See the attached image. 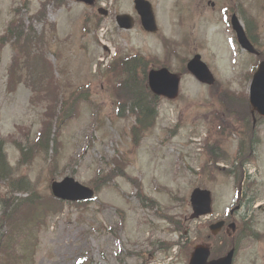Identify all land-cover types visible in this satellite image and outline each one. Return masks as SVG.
<instances>
[{
	"label": "rangeland",
	"instance_id": "obj_1",
	"mask_svg": "<svg viewBox=\"0 0 264 264\" xmlns=\"http://www.w3.org/2000/svg\"><path fill=\"white\" fill-rule=\"evenodd\" d=\"M44 1L26 0L28 5L14 13L22 0H0V35L17 18L23 30L32 25L42 35L35 43L36 54L21 55L14 70L9 68L19 52L10 43L0 46V138L6 140L7 161L15 177L26 176L41 194L51 193L53 179L70 176L93 186L98 170L103 169L105 178L111 168L115 171L91 202L65 203L52 213L34 235L35 246L24 253L25 259L17 256L19 264H144L141 256L149 264H187L194 244L215 245L217 238L208 237L209 225L227 219L238 203L226 166L247 136L246 145L250 138H259L256 156L246 168L247 174L252 172L256 200L234 211V221L238 233L240 217L248 211L246 221L261 236L241 242L233 264H264V119L257 120L251 135L252 128L221 103L224 96L248 95L251 68L258 60L237 43L229 16L238 15L264 56V0H148L158 25L155 33L142 28L133 0L49 3L46 22L32 19ZM100 7L106 14L98 13ZM119 14L133 16V27L120 28L115 18ZM131 54L145 57L148 68L165 65L181 74L178 97L159 99L153 125L140 131L138 140L131 133L135 117L116 116L114 106L115 76L120 74L115 63ZM194 54L213 74L214 88L186 70ZM42 88L57 95L54 113L66 98L75 116L57 137L55 130L56 153L50 148L18 165L13 139L36 140L50 101ZM85 90L87 99L80 95ZM117 165L124 175H118ZM196 187L210 190L213 203L210 215L193 220L189 196ZM138 190L147 198L145 204ZM5 191L0 188V196ZM149 199L154 203L147 204ZM165 242L179 244L167 251L156 248Z\"/></svg>",
	"mask_w": 264,
	"mask_h": 264
},
{
	"label": "trees",
	"instance_id": "obj_2",
	"mask_svg": "<svg viewBox=\"0 0 264 264\" xmlns=\"http://www.w3.org/2000/svg\"><path fill=\"white\" fill-rule=\"evenodd\" d=\"M64 2L65 0H45L40 4L42 8L32 16V19L46 22V4L51 3L53 6H58ZM26 4V0H22V7L26 6ZM51 25L53 26V24ZM247 34L249 38L253 40L248 30ZM41 37L42 35H36V29L32 25L23 30L21 18H17L16 21L12 20L8 23L4 34L0 36V46L4 43H10L13 51H18L20 54L19 57L15 56L13 58L9 70L18 68V58L20 59L22 56L23 58L31 57L36 54L35 43H39L38 40ZM259 58H263V56ZM115 67H117L120 72L119 75L115 74L117 79L116 86L114 87L115 114L118 117H128L126 113H129V115L135 117V124L131 128V133L133 139L138 140L140 131L144 132L153 125L159 101V98L154 96L147 87L146 73L148 62L145 57L136 54L117 61ZM115 71L116 70L113 69L112 72ZM49 82V78L44 81V83ZM38 90L40 89L38 88ZM43 91H45L44 98H49L50 101H48V106L46 107L44 119L42 121V128L36 140L30 141L27 136L26 140L13 139V144L19 152L18 165L30 162L38 154L47 153L50 148L56 153L59 145L56 138L57 135H59L61 128L75 116L71 99H63L64 101H61L58 112L54 113L55 105L53 101L57 95L51 90L46 91V89H43ZM86 93L85 90V95H83L82 91L80 93L81 97L87 99ZM78 97L80 96L78 95L77 98ZM238 97L239 96L236 98H234V96H224V98L221 99V103L224 106L226 104L228 107L230 106L232 112L234 109V111L237 112L236 118L242 121L250 130L251 128L249 125H251V118L247 98L246 96L243 98ZM55 130H57L56 137L54 136ZM255 140L258 141V139ZM5 142V139L0 138V188L3 187L6 189L5 193L0 196V264H19L17 256L22 255V259H25L24 253H27L35 246L36 237H34V235H37L36 233L39 232V228L45 224L48 217L52 216V213L60 211L64 202L54 199L50 194H41L38 192L35 188V184L26 176H14L15 168L14 171H12V167L8 163L4 152ZM254 143V140L251 139L249 145L247 144V149L245 146L242 148L241 144L240 148L237 150L235 161L238 162L240 166H242L245 161L252 159L255 151ZM211 153L213 154V149ZM217 159L218 158L215 160ZM232 164H235V162H232ZM109 165H112L111 160ZM240 166L233 167V165H231V168L226 171L233 175L235 180H239L241 174ZM115 169L118 170V165L115 166ZM114 171L113 168L109 170L107 174L108 179L111 178ZM103 172V169L98 170L96 177L93 179V186L96 189H98L101 184H105L109 181L105 178ZM118 175H124V171L120 168L118 170ZM17 193H20L21 196L16 197L14 194ZM138 196L142 203L145 204L144 201L147 198H144L145 196L141 190H138ZM149 201L150 203L147 204L154 203L153 200L149 199ZM80 204H86V202L75 203L77 206ZM32 238L33 243H28ZM218 238L219 237H217V241L211 250L212 257L222 255L228 247L226 240H224V244L221 245ZM172 244L173 243L161 244L159 248H162L163 245V249H169Z\"/></svg>",
	"mask_w": 264,
	"mask_h": 264
},
{
	"label": "water",
	"instance_id": "obj_3",
	"mask_svg": "<svg viewBox=\"0 0 264 264\" xmlns=\"http://www.w3.org/2000/svg\"><path fill=\"white\" fill-rule=\"evenodd\" d=\"M89 5L94 4V0H79ZM135 9L140 15L141 24L145 30L155 32L157 25L151 4L147 0H134ZM100 12L106 13L103 10ZM117 23L121 28L129 29L133 26V18L128 14H121L116 17ZM232 27L237 34V39L242 48L251 53H256L253 45L248 40L238 18L233 15L231 18ZM188 69L201 82L213 84L214 78L207 66L201 61L199 55H195L187 64ZM180 77L173 74L166 68L150 70L148 72V85L150 90L158 95L173 99L178 95ZM249 103L252 107L251 112L255 111L264 116V61L260 62L255 71L249 86ZM52 194L62 200L83 201L93 197L94 191L72 177H65L61 181L51 183ZM190 202L193 209L191 218L207 215L211 212V192L206 189L195 188L190 195ZM224 222L219 221L209 226L212 234H217L223 227ZM234 230L235 224L228 226ZM234 249L229 250L224 256L208 261L210 256L209 246L197 244L194 246L190 255L189 264H232Z\"/></svg>",
	"mask_w": 264,
	"mask_h": 264
},
{
	"label": "flooded vegetation",
	"instance_id": "obj_4",
	"mask_svg": "<svg viewBox=\"0 0 264 264\" xmlns=\"http://www.w3.org/2000/svg\"><path fill=\"white\" fill-rule=\"evenodd\" d=\"M248 199H249V198H247V196H244V197L242 196V197H241V202H240L242 205H240V206H241V207H242V206H246V207H247L246 204H247L248 201H249ZM246 213H247V212H246ZM247 217H248V215H247ZM246 219H247V218H246Z\"/></svg>",
	"mask_w": 264,
	"mask_h": 264
}]
</instances>
